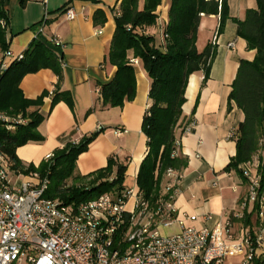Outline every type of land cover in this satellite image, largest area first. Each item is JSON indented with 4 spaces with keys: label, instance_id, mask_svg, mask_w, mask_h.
I'll return each mask as SVG.
<instances>
[{
    "label": "crops",
    "instance_id": "crops-1",
    "mask_svg": "<svg viewBox=\"0 0 264 264\" xmlns=\"http://www.w3.org/2000/svg\"><path fill=\"white\" fill-rule=\"evenodd\" d=\"M120 3L121 0H28L22 6L21 0H5L9 17L8 50L17 56L40 40L58 57L62 69L61 78L53 70L44 68L26 75L20 83L25 99L42 100L39 106L30 107L27 113L38 112L44 117L38 127L44 141L30 142L16 150L24 165L38 167L48 155L68 144L78 143L83 137L97 132L100 126L104 132L79 156L75 175L87 176L104 169L113 159L117 165L128 166L126 178L134 177V188H138L137 176L148 153V139L142 133V124L146 111L152 105L149 97L151 81L139 60L136 59L138 64H134L132 60L135 59L130 55L136 78L134 100L126 102L123 107L104 106L101 92L117 72L109 61V52L116 31L117 14L114 9L120 7ZM227 3L230 19L222 34H217L220 16L203 15L201 19L198 50L203 52L212 44L216 53L207 82L204 83L202 72L189 79L183 113L186 121L194 123L193 131L186 136L181 135V130L177 132L179 153L187 158L188 164L177 172L181 176L176 185L177 212L172 226L161 227L163 235H174L187 228H213L230 219L234 238L238 241L248 234L257 235L264 223L254 210L255 204L247 202L248 181L234 170H227L236 155V140L232 134L244 120V113L230 99L232 86L240 61H253L256 56V52L248 50L246 41L238 36L237 21H244L246 12L257 8V1L227 0ZM142 4L143 0H140V7ZM169 7L170 0H163L158 8V25L144 30L161 49L166 43L164 36ZM68 9L74 10V20L67 19ZM97 12L103 13L105 23H100L102 19L99 18L96 24ZM45 15H48V21L44 32L38 34ZM56 37L66 45L65 48L51 43L50 40ZM229 43H234L235 47L229 48ZM5 53L0 49V69ZM52 90H55L53 95L50 94ZM58 95L67 96L70 103L59 100L53 104ZM117 129L124 131L120 137L115 135ZM257 163L253 162L251 166L255 169ZM11 176L17 185L38 181L32 174L20 175L13 169ZM167 182L165 178L162 193ZM263 258L253 264H263ZM241 262V257L228 260V264Z\"/></svg>",
    "mask_w": 264,
    "mask_h": 264
},
{
    "label": "trees",
    "instance_id": "trees-1",
    "mask_svg": "<svg viewBox=\"0 0 264 264\" xmlns=\"http://www.w3.org/2000/svg\"><path fill=\"white\" fill-rule=\"evenodd\" d=\"M28 0H21L24 6ZM257 8L246 12L244 21H237L238 36L247 43L248 50H254L253 61H240L237 77L232 86L230 99L244 113V120L235 132L236 155L227 168L234 170L246 182L243 167L252 164L261 177L260 194L264 192V0H256ZM163 0H121L120 15L115 18L116 31L109 52L110 63L117 68L114 79L102 87L104 106L123 107L136 96L135 67L130 55L142 64L151 81L149 97L151 107L146 111L142 133L147 137L148 153L137 176V186L143 198L154 207L162 196V184L166 172L173 169L181 172L187 167V158L177 153V132L183 136L185 128L192 123L186 121L183 106L187 102L186 90L192 75L202 72L204 83L209 80L215 48L209 44L203 52L197 47L198 30L202 16H220L217 34L223 33L230 19L227 0H170L167 35L163 49L155 39L144 33L146 28L156 27L160 15L158 8ZM105 23L103 13L95 15L96 24ZM9 17L5 0H0V49L7 51V25ZM131 27V29H129ZM44 68L53 70L59 78L62 75L60 60L40 40H36L24 53V58L11 64L0 76V113L10 117L22 115L27 125L18 126L8 132L0 121V153L12 163V169L22 175L39 174L48 176L51 185L45 194L48 199H60L66 205H77L107 193H121L124 189L128 166L117 165L110 159L104 169L87 176L75 175L76 162L104 129L83 137L78 143L66 145L54 152L51 162L43 161L38 167L24 165L16 150L30 142H43L38 127L44 117L38 112L27 110L39 106L42 100L24 98L20 90L22 79ZM55 93V90L53 94ZM52 94V95H53ZM70 98L58 95L53 104ZM116 168V170H115ZM69 181H72L69 184ZM259 212V204H255Z\"/></svg>",
    "mask_w": 264,
    "mask_h": 264
},
{
    "label": "built area",
    "instance_id": "built-area-1",
    "mask_svg": "<svg viewBox=\"0 0 264 264\" xmlns=\"http://www.w3.org/2000/svg\"><path fill=\"white\" fill-rule=\"evenodd\" d=\"M114 10L120 15L119 6ZM66 17L74 20V10L68 9ZM47 21L45 15L38 34L44 32ZM50 41L58 48L66 47L57 37ZM228 47L233 49L235 44L229 43ZM23 58L24 53L16 56L6 51L1 74ZM132 62L138 64L136 59ZM0 121L8 132L28 123L22 115L10 117L2 113ZM193 126V122L188 125L183 136L190 134ZM123 133L115 130L117 137ZM179 148L177 142V153ZM53 158L52 153L45 161ZM11 171V161L0 153V264H228L229 259L237 257L242 258L241 264H253L264 257V223L257 235L248 234L238 241L230 219L213 228H187L163 235L161 227L172 226L177 212L176 185L181 176L173 169L166 172L168 182L154 207L138 188L66 205L60 199L45 198L51 185L48 176L41 178L33 173L37 183L17 185ZM243 175L248 181L247 202L259 204L258 214L263 220L261 177L250 164L243 167Z\"/></svg>",
    "mask_w": 264,
    "mask_h": 264
},
{
    "label": "rangeland",
    "instance_id": "rangeland-1",
    "mask_svg": "<svg viewBox=\"0 0 264 264\" xmlns=\"http://www.w3.org/2000/svg\"><path fill=\"white\" fill-rule=\"evenodd\" d=\"M143 6H144V0L141 8H143ZM254 162H257V157L255 158ZM135 185H136V179L134 177L127 176L126 182L124 183L125 188L132 189L135 187Z\"/></svg>",
    "mask_w": 264,
    "mask_h": 264
},
{
    "label": "bare ground",
    "instance_id": "bare-ground-1",
    "mask_svg": "<svg viewBox=\"0 0 264 264\" xmlns=\"http://www.w3.org/2000/svg\"><path fill=\"white\" fill-rule=\"evenodd\" d=\"M193 82H194V79H193Z\"/></svg>",
    "mask_w": 264,
    "mask_h": 264
}]
</instances>
